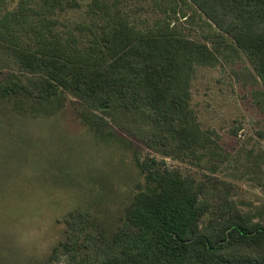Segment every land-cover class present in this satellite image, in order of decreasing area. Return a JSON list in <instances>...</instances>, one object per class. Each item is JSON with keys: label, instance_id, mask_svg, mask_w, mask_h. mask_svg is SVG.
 Masks as SVG:
<instances>
[{"label": "trees", "instance_id": "trees-1", "mask_svg": "<svg viewBox=\"0 0 264 264\" xmlns=\"http://www.w3.org/2000/svg\"><path fill=\"white\" fill-rule=\"evenodd\" d=\"M185 2L206 17L211 44L187 37L171 16L137 28L100 0L93 6L103 12L101 24L90 13L92 23L75 31L60 30L57 17L78 7L76 0H21L12 10L0 0V68L9 71L0 82V102L42 117L71 104L99 141L131 152L141 177L109 234L87 210L68 214L69 264H264V224L233 198H203L194 179L164 161L142 160L133 141L194 165L205 159L212 168L213 160L222 164L215 132L202 128L191 107V87L197 68L216 67L223 51L251 64L262 87L257 105L263 106L264 0Z\"/></svg>", "mask_w": 264, "mask_h": 264}, {"label": "rangeland", "instance_id": "rangeland-1", "mask_svg": "<svg viewBox=\"0 0 264 264\" xmlns=\"http://www.w3.org/2000/svg\"><path fill=\"white\" fill-rule=\"evenodd\" d=\"M76 1L78 7L58 15L60 30L75 31L93 19L101 24L103 12L94 0ZM20 2L4 0V8L16 9ZM102 2L141 29L171 16L172 26L187 37L211 44L206 17L185 0H100L99 6ZM8 72L0 68V82ZM261 89L248 60L223 51L216 67L197 68L191 87V107L202 128L215 132L223 163L213 160L212 168L208 159L194 165L167 158L133 139L141 159L164 161L167 169L194 179L203 198H233L264 224V103L259 107L256 100ZM109 143L87 129L71 104L42 117L0 102V264H69L64 244L72 231L65 219L78 209L89 211L108 234L117 228L141 177L131 152ZM85 253L82 249L79 258Z\"/></svg>", "mask_w": 264, "mask_h": 264}]
</instances>
